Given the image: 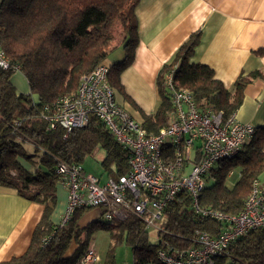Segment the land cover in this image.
I'll return each mask as SVG.
<instances>
[{
	"label": "trees",
	"instance_id": "1",
	"mask_svg": "<svg viewBox=\"0 0 264 264\" xmlns=\"http://www.w3.org/2000/svg\"><path fill=\"white\" fill-rule=\"evenodd\" d=\"M140 0H3L0 7V45L26 77L29 92H19L13 84L16 73L0 68V185L12 187L32 201L42 203L44 211L30 245L21 256L0 264H81L91 246L93 232L102 227L115 240L127 232L139 264H163L157 258L159 248L187 247L195 243L197 230L216 236L222 221L202 216L192 207V198L182 190L168 204L166 232H158V242L151 243L148 228L135 216L116 225L100 219L81 227L79 221L92 207H79L68 222L59 226L52 215L58 203L57 173L59 162L82 164L103 150V170L117 178L130 169L129 148L121 144L106 124L91 114L86 124L70 132L51 127L49 116L55 102L76 92L82 75L103 62L118 44L125 52L123 60L112 64L108 78L113 89L134 106L121 83V74L135 58L139 42L136 7ZM121 25L118 42L114 29ZM199 34L194 33L163 65L157 85L162 97L155 114H144V127L150 133L166 125L173 104L164 86V75L172 71L175 87L192 91L199 107L223 111V118L236 114L244 100L246 86L264 80V68L241 73L232 89L202 62L191 61ZM264 55V49L256 51ZM240 177L234 183L230 172ZM264 171V125L257 127L253 139L244 144L232 159L220 160L207 176L200 194L202 207L237 215L244 208L252 183ZM77 246L71 254L69 250ZM230 259V263L227 260ZM105 264H115L111 255ZM215 264H264V229L254 228L232 242L228 253Z\"/></svg>",
	"mask_w": 264,
	"mask_h": 264
},
{
	"label": "built area",
	"instance_id": "2",
	"mask_svg": "<svg viewBox=\"0 0 264 264\" xmlns=\"http://www.w3.org/2000/svg\"><path fill=\"white\" fill-rule=\"evenodd\" d=\"M0 68L20 72L1 45ZM109 68L100 62L82 75L76 92L55 102L49 120L51 127L60 125L68 133L86 124L91 114L96 115L130 149V169L102 183L87 174L82 164L59 162L57 173L67 189L68 203L58 225H65L79 207H99L106 222L133 215L146 228L166 232L167 206L186 190L195 212L222 221L224 227L216 236L197 230L191 246L159 248L161 263L215 264L240 236L250 229H264V183L259 178L253 181L245 206L237 215L199 204L209 171L220 160L234 158L255 137L257 127L240 121L236 114L224 119L223 111L202 109L190 89L174 86L170 71L164 75V86L170 93L173 112L165 126L150 133L118 102L108 78ZM96 259V252L89 248L81 264H92Z\"/></svg>",
	"mask_w": 264,
	"mask_h": 264
},
{
	"label": "crops",
	"instance_id": "3",
	"mask_svg": "<svg viewBox=\"0 0 264 264\" xmlns=\"http://www.w3.org/2000/svg\"><path fill=\"white\" fill-rule=\"evenodd\" d=\"M136 15L139 42L135 58L121 74L125 92L136 106L122 97L118 102L143 125L144 114H155L162 101L157 85L161 68L194 33L200 40L191 61L209 65L227 88H233L241 73L264 68V55L256 52L264 49V0H140ZM124 55L123 47L116 44L103 62L111 66ZM236 117L256 127L264 125V80L246 86ZM259 180L264 183V171ZM57 196L54 223H59L68 203L62 183L57 185ZM43 211L42 203L0 185V262L26 252ZM100 217L101 209H88L79 224L83 227ZM76 246L73 243L69 254ZM90 248L97 255L92 264H101L94 244Z\"/></svg>",
	"mask_w": 264,
	"mask_h": 264
},
{
	"label": "rangeland",
	"instance_id": "4",
	"mask_svg": "<svg viewBox=\"0 0 264 264\" xmlns=\"http://www.w3.org/2000/svg\"><path fill=\"white\" fill-rule=\"evenodd\" d=\"M121 31V25L119 22H117L114 34L116 37L115 43L118 42V36L120 35ZM19 78V79H18ZM13 81L16 84L19 92H25L29 89L28 82L26 77L16 72V74L13 76ZM116 97L117 100L121 98V95L116 91ZM104 157V151H99L96 156L87 158L83 163V169L87 174H91L101 180L103 183L107 179V175L103 170L102 166V159ZM231 175H229V180L231 183H234L236 180H238L240 176V171L237 169L234 170L233 177L230 178ZM91 209H100L99 207H92ZM104 221V220H103ZM118 221L113 222H107L108 224L116 225ZM148 235L149 240L151 243H157L158 238V231L151 227L148 228ZM91 244L95 246V249L99 252V255L101 257V264H105L106 260L113 255L115 259V264H139V256H137V259L134 256V250L132 244H130L127 240V232L125 231L120 239L115 240L113 236L111 235V232L106 230L102 227V224L99 225V227L93 232ZM227 263H230V259L227 260Z\"/></svg>",
	"mask_w": 264,
	"mask_h": 264
}]
</instances>
